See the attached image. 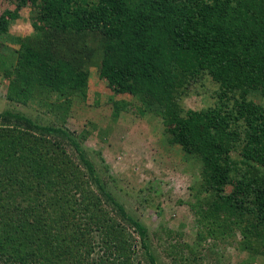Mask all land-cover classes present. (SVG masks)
<instances>
[{
  "label": "trees",
  "instance_id": "1",
  "mask_svg": "<svg viewBox=\"0 0 264 264\" xmlns=\"http://www.w3.org/2000/svg\"><path fill=\"white\" fill-rule=\"evenodd\" d=\"M16 3L14 11L0 16V42L9 51L10 62L16 63L5 74L11 76L8 100L26 105L36 88L55 92L67 98V104L56 109L65 119L75 97L88 99L91 68H96L115 95H131L141 102V114L163 118L171 144L188 155H199L201 181L192 187L194 201L188 206L199 214L207 212L198 218L200 225H216L217 230L207 229L208 235L222 240L234 228L246 239L244 248L264 257V103L259 102L264 98V0ZM26 5L33 7L32 22L39 37L42 31L51 33L52 44L35 45L10 35L19 10ZM206 79L219 85L216 104L201 111L186 110L179 98L187 95L189 86ZM128 104L115 102L116 116ZM0 119L63 136L88 175L86 179V172L66 157L65 148L55 159L44 150L33 157L20 152L21 160H14L5 145L10 137L15 151L21 136L10 132L0 138V264H124L99 255L89 260L87 250L112 248L123 256L129 246L126 239L117 243L125 231L117 233L98 215L90 214L93 207L102 210L103 203L89 204L90 188L83 191L81 185L85 182L89 187L90 181L147 247V228L105 191L93 161L71 134L36 125L13 110L0 113ZM42 145L49 149L45 141ZM51 145L60 148L62 144ZM80 190L82 210L96 225L92 231L82 218L68 216ZM93 230L100 242L92 244L84 235ZM147 255L151 264H157L148 247Z\"/></svg>",
  "mask_w": 264,
  "mask_h": 264
},
{
  "label": "rangeland",
  "instance_id": "2",
  "mask_svg": "<svg viewBox=\"0 0 264 264\" xmlns=\"http://www.w3.org/2000/svg\"><path fill=\"white\" fill-rule=\"evenodd\" d=\"M16 8V0H0V16L5 11H14ZM32 9L31 5H26L19 10L20 18L10 27V35L35 45L52 44L50 42L53 39H49L51 33L42 31L39 37L32 22ZM3 44L12 46L10 42ZM10 58L9 51L0 42V113L13 110L31 119L36 125L62 128L71 134L93 161L96 175L105 191L123 206L130 217L147 228L145 243L157 264H264V257L242 246L246 239L242 238L240 231L230 228L225 233V238L219 240L220 238L216 239L207 233L210 227L217 230L216 225L214 227L210 222L211 226L205 228L202 223H198V218L207 216V212L199 214L191 210L188 202L194 201L191 196L192 187L195 189L200 185V157L188 155L180 146L171 144L166 138V123L164 124L163 118L153 113L141 114V102L131 95H115L106 82L100 79L98 70L94 67L91 68L88 99L84 101L75 97L70 114L65 119L56 109L62 103L67 104V98L55 92L46 93L47 91L36 88L28 104L10 102L7 94L11 76L5 74L13 71L16 65L13 61L10 62ZM11 64L14 66L11 67ZM218 91L219 85L206 79L189 86L187 95L180 97L178 103L186 110L201 111L216 104ZM118 101L130 104L127 105V110H121L116 116L113 106ZM259 102L263 104L264 98H259ZM10 132L23 138L20 137V145L15 151L10 137L9 144L5 145L7 154L15 155L14 160H21L18 155L20 152L30 153L33 157L44 150L55 159L61 156L65 148L66 157L75 167L84 170L86 179L88 178L78 153L63 136L42 133L24 123L16 126L12 122L11 125L6 124L5 120L0 119V138ZM44 141L49 149L42 145ZM55 141L62 144L60 148L51 145ZM84 183L81 185L83 191L90 188L91 192H88L92 194L89 204L103 200L102 210L93 207L90 214L98 215L103 220L102 223L116 228L117 233L125 231V237L118 238L117 243L120 245L126 239L129 245L123 256L112 248L100 247L92 253L87 250L89 260L99 255L104 260L111 259V262L116 263L151 264L147 247L143 246L139 233L121 216L118 208L102 194L94 181L89 182V187ZM227 191L230 192L231 188L228 187ZM75 193V202H71L72 208L68 216L70 220V214L76 219L82 218V223L92 231L96 225L88 220L87 214L82 210L85 207L80 204L83 200L82 191ZM98 210H101L100 213ZM98 236L94 230L84 235L92 244L100 242Z\"/></svg>",
  "mask_w": 264,
  "mask_h": 264
}]
</instances>
